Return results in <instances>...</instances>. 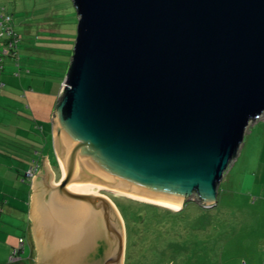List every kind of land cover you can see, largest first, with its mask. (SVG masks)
<instances>
[{"label": "water", "instance_id": "95a60500", "mask_svg": "<svg viewBox=\"0 0 264 264\" xmlns=\"http://www.w3.org/2000/svg\"><path fill=\"white\" fill-rule=\"evenodd\" d=\"M76 36L32 178L37 264H123L116 193L217 203L264 114V0H71ZM264 116V115H263Z\"/></svg>", "mask_w": 264, "mask_h": 264}, {"label": "rangeland", "instance_id": "374dc122", "mask_svg": "<svg viewBox=\"0 0 264 264\" xmlns=\"http://www.w3.org/2000/svg\"><path fill=\"white\" fill-rule=\"evenodd\" d=\"M2 7L12 15L10 23L21 37L20 57L16 59L12 49L9 54L4 52L9 33L0 38L3 65L0 66V110L15 112L19 106L29 113L28 98L32 95H45L50 101L56 99L54 94L63 81L72 53L77 14L71 0H0ZM43 109L38 108L36 112L40 121ZM51 170L55 175L53 182L57 183L62 176L59 161ZM28 189L26 181L21 189L24 196ZM218 189L214 206L204 207L191 198L179 209L106 188L95 191L107 197L121 216L125 238L123 264H260L264 258L263 115L251 123ZM24 198L17 199V209H11L17 214L5 217L4 213L0 222L12 224L11 236L15 234V239L20 235L25 240L29 237L30 258L11 263L10 252L1 251L0 264H37L38 246L32 221L29 231L23 227L28 221L25 210L28 202ZM23 214L24 222L19 220ZM25 249L19 256L28 255V245Z\"/></svg>", "mask_w": 264, "mask_h": 264}, {"label": "crops", "instance_id": "0c3cea01", "mask_svg": "<svg viewBox=\"0 0 264 264\" xmlns=\"http://www.w3.org/2000/svg\"><path fill=\"white\" fill-rule=\"evenodd\" d=\"M17 53L18 57H20L18 47ZM0 59H2L1 55ZM14 74H17V71L14 72ZM6 75L8 77L9 74ZM13 77L10 76L9 78L14 81ZM60 87L61 85L59 86L56 94H54L56 99L59 94ZM12 99L14 100V98ZM56 99L50 101L48 98H45V95L39 97L32 95V97L28 98V107L31 113L22 111V109L25 108L23 107L21 109L19 106L18 108L16 107L15 112L0 110V219L1 215L4 213L5 217L14 216L16 212H12L11 209H17V199L22 200L25 197L24 200L28 202L25 209L28 221L25 222L26 225H23V227H26V232L29 231V224L32 221L29 217L32 180L25 176V171L31 166H35L37 168L36 174H38L43 164L42 155H47L50 167L58 161L53 146L51 115L52 107L54 106L53 101L55 102ZM38 108H45L43 109L44 116L42 121H40L36 115ZM39 116L42 117V115ZM26 181L29 183V189L26 196H24L25 192L21 189L22 185H24ZM12 200H14L15 203H12ZM24 217L25 214H23L22 217H19V220L24 222V220H22ZM0 223V252L3 251L11 253L12 248L18 246L17 244H19V239L23 238V252L26 250L25 246L28 245L29 253L27 256L24 255L22 260H29V237L25 240L24 235H20L15 239V234L11 236L13 233L12 224L7 226L5 223ZM19 227H21V223ZM262 251L264 256V249Z\"/></svg>", "mask_w": 264, "mask_h": 264}, {"label": "built area", "instance_id": "2783aa9c", "mask_svg": "<svg viewBox=\"0 0 264 264\" xmlns=\"http://www.w3.org/2000/svg\"><path fill=\"white\" fill-rule=\"evenodd\" d=\"M12 20V15L9 14L8 12L5 11L4 7L0 9V38L2 36H5L6 33H9L8 36V46L7 48L5 47L4 52L8 53L11 51L12 55L16 58H18V53H17V47H18V42L21 37V33H16L14 31V28L12 27V24L10 21ZM1 63V62H0ZM1 66V64H0ZM37 172V168L35 166H31L25 171V176L32 180L33 175H35ZM23 238L19 239V245L12 248L9 260L11 262L19 260V254L21 251H23ZM261 264H264V258L262 259Z\"/></svg>", "mask_w": 264, "mask_h": 264}, {"label": "bare ground", "instance_id": "6f19581e", "mask_svg": "<svg viewBox=\"0 0 264 264\" xmlns=\"http://www.w3.org/2000/svg\"><path fill=\"white\" fill-rule=\"evenodd\" d=\"M101 188H105V187H101ZM95 193H97V192L95 191ZM119 194L127 195V194H124V193H119ZM127 196L132 197V198H135V199H140V198H136V197H133V196H130V195H127ZM140 200H143V199H140ZM144 201H146V200H144ZM147 202H150V201H147ZM150 203H154V202H150ZM154 204H157V203H154ZM157 205H161V204H157ZM161 206H165V205H161ZM166 207H169V206H166ZM169 208H172V207H169ZM172 209H174V208H172Z\"/></svg>", "mask_w": 264, "mask_h": 264}, {"label": "trees", "instance_id": "16d2710c", "mask_svg": "<svg viewBox=\"0 0 264 264\" xmlns=\"http://www.w3.org/2000/svg\"><path fill=\"white\" fill-rule=\"evenodd\" d=\"M263 115H264V114H263ZM221 184H222V183H221ZM221 184H220V185H221ZM219 188H220V186H219ZM218 190H219V189H218ZM218 192H219V191H218ZM21 252H22V251H21ZM21 252H20V253H21ZM19 255H20V254H19ZM19 257L22 259V256H19ZM8 263H9V262H8ZM11 263H13V262H11Z\"/></svg>", "mask_w": 264, "mask_h": 264}]
</instances>
